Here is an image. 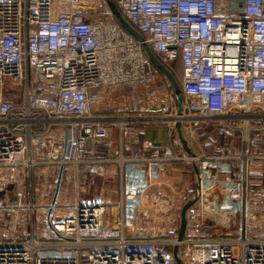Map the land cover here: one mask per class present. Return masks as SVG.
<instances>
[{
  "label": "built area",
  "instance_id": "obj_1",
  "mask_svg": "<svg viewBox=\"0 0 264 264\" xmlns=\"http://www.w3.org/2000/svg\"><path fill=\"white\" fill-rule=\"evenodd\" d=\"M113 2L181 113L106 0H0V264H264V0Z\"/></svg>",
  "mask_w": 264,
  "mask_h": 264
},
{
  "label": "water",
  "instance_id": "obj_2",
  "mask_svg": "<svg viewBox=\"0 0 264 264\" xmlns=\"http://www.w3.org/2000/svg\"><path fill=\"white\" fill-rule=\"evenodd\" d=\"M109 8L111 9L115 19L117 20V22L121 25V27L128 32L130 35H132L136 40H138L141 44V47L143 49V52L146 56V58L148 59V61L156 68V70L168 81V83L170 84L173 93L176 97V104H177V112L178 114L181 113V110L183 108V99H182V95H181V91L179 88V84L176 80V78L174 77V75L169 71V69L163 65L159 59L156 57V55L153 53V51L151 50V48L149 47V45L146 43L144 37L141 35V33H139L124 17L123 15L118 11V9L116 8L113 0H106ZM175 129L178 135V138L181 142V145L183 147V149L187 152L190 153V149L187 146V142L186 140L183 138L182 133H181V129H180V124L178 122H176L175 124ZM194 171L195 174H197V168L194 166ZM190 205V202L186 203L184 205V207L182 208L180 214H176L174 215L172 218H170L168 221H171L173 219L175 220H179L180 222V227H179V231H178V240H182L184 233H185V225H186V209L187 207ZM173 257L174 260L177 264H183V262L181 261L179 255H178V248L177 246H174L173 248Z\"/></svg>",
  "mask_w": 264,
  "mask_h": 264
},
{
  "label": "rangeland",
  "instance_id": "obj_3",
  "mask_svg": "<svg viewBox=\"0 0 264 264\" xmlns=\"http://www.w3.org/2000/svg\"><path fill=\"white\" fill-rule=\"evenodd\" d=\"M222 5L224 4V0H220ZM173 71L175 72V74L179 73V67L178 65H174ZM163 84V79L162 78H158L157 82L155 84V86L153 87L155 91H157L161 85ZM159 96H162L161 94H159ZM104 101H106V103L104 105H98L95 103L94 105V109L96 112H101V113H105V114H120L123 112H115V110L120 107V105H123V103H125L126 101V94H125V90H113L111 91L108 95H103L102 96ZM97 101V100H96ZM158 110L156 111V108L152 109V112L149 113V115H159ZM127 114V113H124ZM134 114L133 112H129L128 115H132ZM150 124V123H149ZM148 124H144V123H139L136 124V129L137 130H144L145 126H147ZM164 135H165V130L162 127L161 129V134H160V138L162 141H165L164 139ZM256 166H260V165H251V169L253 170Z\"/></svg>",
  "mask_w": 264,
  "mask_h": 264
},
{
  "label": "crops",
  "instance_id": "obj_4",
  "mask_svg": "<svg viewBox=\"0 0 264 264\" xmlns=\"http://www.w3.org/2000/svg\"><path fill=\"white\" fill-rule=\"evenodd\" d=\"M157 107L161 108L162 105L160 104L158 106H153V108H157ZM162 127L165 130V135H164V139L166 138L165 141H162L160 138ZM140 139L151 142L155 146L164 147L168 145L166 126L162 123H150L147 126H145L144 130L141 131Z\"/></svg>",
  "mask_w": 264,
  "mask_h": 264
},
{
  "label": "trees",
  "instance_id": "obj_5",
  "mask_svg": "<svg viewBox=\"0 0 264 264\" xmlns=\"http://www.w3.org/2000/svg\"><path fill=\"white\" fill-rule=\"evenodd\" d=\"M174 65H178L179 67V73L178 74H175V72L173 70H171L170 72L174 75L175 78H177V76L180 75V72H181V63H180V60H177L174 64H173V68H174ZM177 75V76H176ZM141 136V135H140Z\"/></svg>",
  "mask_w": 264,
  "mask_h": 264
}]
</instances>
